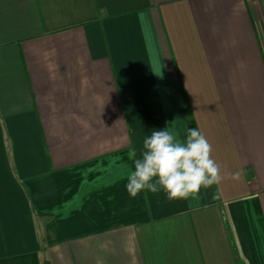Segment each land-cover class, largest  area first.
I'll list each match as a JSON object with an SVG mask.
<instances>
[{"label":"crops","instance_id":"0c3cea01","mask_svg":"<svg viewBox=\"0 0 264 264\" xmlns=\"http://www.w3.org/2000/svg\"><path fill=\"white\" fill-rule=\"evenodd\" d=\"M165 127L225 178L131 197ZM239 262L264 264V0H0V264Z\"/></svg>","mask_w":264,"mask_h":264},{"label":"clouds","instance_id":"9594fccd","mask_svg":"<svg viewBox=\"0 0 264 264\" xmlns=\"http://www.w3.org/2000/svg\"><path fill=\"white\" fill-rule=\"evenodd\" d=\"M142 158L134 161L126 189L131 197L142 190L157 193L162 188L172 199H187L203 187L219 184L225 177L221 166L212 158V145L196 128L189 129L186 141L165 127L144 139ZM242 173L230 174L236 181Z\"/></svg>","mask_w":264,"mask_h":264},{"label":"trees","instance_id":"16d2710c","mask_svg":"<svg viewBox=\"0 0 264 264\" xmlns=\"http://www.w3.org/2000/svg\"><path fill=\"white\" fill-rule=\"evenodd\" d=\"M238 264H242L241 262H239Z\"/></svg>","mask_w":264,"mask_h":264}]
</instances>
